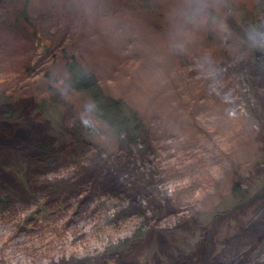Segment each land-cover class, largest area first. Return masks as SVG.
Here are the masks:
<instances>
[{
    "label": "rangeland",
    "instance_id": "374dc122",
    "mask_svg": "<svg viewBox=\"0 0 264 264\" xmlns=\"http://www.w3.org/2000/svg\"><path fill=\"white\" fill-rule=\"evenodd\" d=\"M174 2L152 0L144 7L130 0H106L119 20L109 29L66 14L60 0H0V87L14 97L9 98L12 105L23 94L32 95L35 110L28 120L11 119V127L0 124V186L12 199L24 202L40 189L67 191L66 199L77 190L69 178L50 186V171L32 167L8 150L14 142L10 140L23 130L40 135L39 126L66 151L59 164H52L53 172L88 150L73 137L91 139L90 148L97 145L107 153V160L94 159L92 169L75 179L83 189L91 178L98 181L99 191L118 188L116 171L130 172L121 176L126 181L137 170L135 161L119 154L123 144L97 115L94 124L83 122V103L90 97L82 92L65 97L50 82L54 70L64 69L56 58L61 46L69 52L76 49L104 91L123 96L126 110L139 112L143 145L150 147L159 170L153 197L165 226L112 250L103 260L264 264V46L253 47L244 40L250 24L264 28V0H220L238 39L226 40L207 30L186 51L174 50L169 43L168 13ZM45 53L58 64H48ZM46 72L48 80L42 78ZM242 72L245 77L239 75ZM248 77L256 88L251 96L240 93ZM67 174L62 176L66 179ZM236 181L242 194L233 192ZM6 225L0 223L4 244H34L31 234L17 238L15 228ZM67 244L39 253L36 264H74L72 258L89 252L78 239Z\"/></svg>",
    "mask_w": 264,
    "mask_h": 264
},
{
    "label": "trees",
    "instance_id": "16d2710c",
    "mask_svg": "<svg viewBox=\"0 0 264 264\" xmlns=\"http://www.w3.org/2000/svg\"><path fill=\"white\" fill-rule=\"evenodd\" d=\"M130 2L133 6L140 3L141 6L148 7L152 0H130ZM22 16L27 18L26 8ZM262 18L264 20V8ZM66 48L64 46L63 49L61 46V56L57 55L56 58L63 64L64 69L73 73L74 93H86L99 102L96 114L98 119L114 131L123 144L119 154L123 153L125 158L135 161L138 168L128 176L126 181L121 179V176L125 178L123 174L128 173L124 170L116 171L117 178L120 179L118 188L99 191L98 181L94 178L87 181L89 186L87 190L82 188L80 182H78L79 188L75 179L82 176L84 171L92 169L94 159L107 160V153L97 145L94 149L90 148L91 139L81 140L79 136L73 137L77 139L74 142L78 144L81 142L83 147H88V150L73 156L75 161L53 172L55 165L52 164H59L60 156L65 155L66 151L58 148L54 137L47 136L43 132L44 128L38 125L39 122L34 121L40 128V135L27 134L28 132L23 130L10 140V142L14 141L12 144L8 142L11 147L8 150L21 157L23 161L30 162L32 167L38 166L39 169L50 171L49 179H47L50 186L65 182L69 178L72 181L70 183L77 186V190H73L75 193L66 199L67 191H54L51 187L40 189L31 195L30 201L24 202L12 199L0 186V223L14 227L13 233L17 238H24V234L29 233L34 241V244L17 242L18 244L10 247L1 239L0 264H36L40 258L39 253L44 254L49 247L61 250L68 245L67 241L70 242L71 238L85 243L84 249L90 252L77 254V257L72 258L74 264L75 262L107 264V260L103 259L110 255L112 250L130 246L147 238L151 232H155L154 230H161L162 226H165L164 221L159 217L161 208L155 206L158 205L156 203L158 201L153 197L156 190L154 179L159 174V170L156 169V163L153 161L156 157L150 147L143 145V136L140 133L142 121L138 116L139 112L135 109L126 110L127 102L123 96L108 95L99 79L85 69L83 55L76 49V52L75 50L69 52ZM44 56L48 59V64L52 63V57L48 56V53ZM55 64L58 63L54 60L52 65ZM49 74L50 72H46L42 78L47 77L48 80ZM239 75L246 76L244 72ZM240 90V93L244 92L248 96L256 91L250 77L243 81ZM6 94V90L0 87V118L5 119L6 127H11L8 123L11 119H30L29 116L35 112L34 106L31 105L32 95L25 93L15 105H12L9 103V98L14 97H8ZM56 167L59 168V166ZM66 174L69 177L65 179L62 175ZM233 188L234 194L244 192L240 190L238 181ZM59 193L61 196L55 200ZM79 228L83 229V232L79 231ZM16 239L13 240L16 241ZM111 242H114L112 246ZM38 245L40 247L36 248ZM90 256L94 259L92 263L89 261L92 259Z\"/></svg>",
    "mask_w": 264,
    "mask_h": 264
},
{
    "label": "clouds",
    "instance_id": "9594fccd",
    "mask_svg": "<svg viewBox=\"0 0 264 264\" xmlns=\"http://www.w3.org/2000/svg\"><path fill=\"white\" fill-rule=\"evenodd\" d=\"M61 10L82 21L97 23L112 29L119 20L112 15L106 0H60ZM220 0H175L168 13V38L174 50L186 51L201 32L212 30L226 40L236 38L222 11ZM244 40L250 46H264V28L250 24L244 33ZM208 57L206 56L205 59ZM73 73L62 68L53 71L51 83L65 97L75 91ZM99 102L90 98L83 103L81 118L85 124H94Z\"/></svg>",
    "mask_w": 264,
    "mask_h": 264
},
{
    "label": "bare ground",
    "instance_id": "6f19581e",
    "mask_svg": "<svg viewBox=\"0 0 264 264\" xmlns=\"http://www.w3.org/2000/svg\"><path fill=\"white\" fill-rule=\"evenodd\" d=\"M5 119H2V118H0V124L1 123H5L6 121H4Z\"/></svg>",
    "mask_w": 264,
    "mask_h": 264
},
{
    "label": "flooded vegetation",
    "instance_id": "af4514ba",
    "mask_svg": "<svg viewBox=\"0 0 264 264\" xmlns=\"http://www.w3.org/2000/svg\"><path fill=\"white\" fill-rule=\"evenodd\" d=\"M108 264V262H106Z\"/></svg>",
    "mask_w": 264,
    "mask_h": 264
}]
</instances>
